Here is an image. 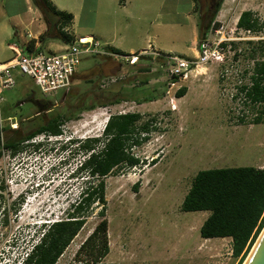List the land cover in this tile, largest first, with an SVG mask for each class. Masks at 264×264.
Segmentation results:
<instances>
[{"label": "rangeland", "instance_id": "374dc122", "mask_svg": "<svg viewBox=\"0 0 264 264\" xmlns=\"http://www.w3.org/2000/svg\"><path fill=\"white\" fill-rule=\"evenodd\" d=\"M48 1L58 11L75 15L74 21L62 27L72 37L91 35L105 50L106 46L137 45L139 51L156 49L188 59L196 55L197 26L210 15L204 0H200L202 6L198 0H127L124 6L118 0H105L108 11L99 15L97 0ZM244 11L264 19V0L222 1L210 27L234 45L224 50L222 62L196 69L172 87L162 71L150 72L154 65L147 59L131 67L121 58L102 55L82 59L67 93L44 94L28 76L16 74L15 86L2 94L1 140L7 138V127L26 135L52 117L59 116L62 123L59 136L42 133L24 143L19 153H2L0 264H23L44 226L66 217L88 180L94 185L104 183L109 253L100 264H241L231 254L230 238L200 237L208 212H182L180 205L199 171L264 170V108L245 104L237 94L238 87L249 84L254 65L264 63V49L256 39L264 37V30L238 29L236 23ZM47 26L32 0H0V64L16 55L9 46L28 43L34 36L38 39ZM66 46L58 38L37 41V50L44 55ZM181 87L186 93L177 98ZM31 99L55 107L47 112ZM126 113L141 116L139 128L147 125L146 133L135 136L146 140L131 144L129 150L139 165L118 167L103 178L75 175L90 154L82 153L79 144L101 139L106 124L102 127V122ZM257 115L261 121L254 125ZM35 145H40L38 150ZM101 208L100 203L91 205L84 226L57 264L73 261L100 221Z\"/></svg>", "mask_w": 264, "mask_h": 264}, {"label": "trees", "instance_id": "16d2710c", "mask_svg": "<svg viewBox=\"0 0 264 264\" xmlns=\"http://www.w3.org/2000/svg\"><path fill=\"white\" fill-rule=\"evenodd\" d=\"M198 1L200 3V0ZM222 1L214 0L211 14L200 20L199 41L211 28L210 25ZM118 2L119 5H123L125 0ZM32 3L48 24L47 30L39 35L38 42H43L46 38H58L66 45L73 43L74 37L62 31V27L71 22V14L58 11L48 0H32ZM51 16L56 20L52 21ZM50 24L53 27L52 31L49 29ZM59 24H61L60 29H58ZM236 26L238 29L255 33L264 30V19L259 21L250 11H244L240 14ZM34 43V40L29 43L28 50ZM260 43L264 49V41L261 40ZM230 44L234 45V43ZM106 50L118 56L123 55L111 47H106ZM185 93L186 88L181 87L175 95L177 98H182ZM237 94L242 96L245 104L260 105L264 108L263 62L254 65L249 84L238 87ZM153 100L155 99L150 101ZM140 119L141 116L137 113L109 116L101 139H87L79 144L78 149L82 153L90 154L75 169L74 174L77 176L86 174L92 179L103 178L118 167L125 166L130 169L138 166L139 160L129 150L131 144L137 146L146 140V137L135 138L141 132H147V125H142L141 128L137 126ZM260 121V116L257 115L252 124H259ZM61 123L59 116L52 117L44 125L26 135H21L18 129L7 127L4 130L7 134L6 140L2 141L0 137V158L4 150L12 155L21 152L22 145L39 134L59 136ZM39 146L35 145L33 148L38 150ZM61 148L64 149L66 146ZM151 162L152 165L156 163L154 160ZM94 202L102 204L98 212L101 219L79 246L73 261L67 264H100L109 253L104 183L99 181L94 185L89 180L83 186L79 199L70 205L66 217L44 226L38 241L25 254L23 264H57L60 256L84 226ZM180 210L208 212V217L199 229L200 237L230 238L231 254L242 264L264 227V170L237 167L199 171L183 198Z\"/></svg>", "mask_w": 264, "mask_h": 264}, {"label": "built area", "instance_id": "2783aa9c", "mask_svg": "<svg viewBox=\"0 0 264 264\" xmlns=\"http://www.w3.org/2000/svg\"><path fill=\"white\" fill-rule=\"evenodd\" d=\"M256 18L259 21L263 20ZM221 35L218 29L211 26L205 37L198 42L196 55L192 59L166 55L153 49L139 51L129 56H118L105 50L93 36L75 38L73 43L67 44L63 51L51 55L40 53L37 50V42L28 50V42L24 46L25 52L16 53L14 58L0 64V108L3 103L2 94L15 86L17 73L28 76L44 94H51L58 90H64V93H67L78 75L79 63L83 58L93 55L113 57L115 60L118 57L131 67H135L140 60H149L154 65L150 72L162 71L171 81L168 86L172 87L177 80H185L189 73L199 67L224 60V50L231 47L230 43H227L231 39ZM88 37L90 39L86 40ZM256 39L264 40V37L258 36Z\"/></svg>", "mask_w": 264, "mask_h": 264}, {"label": "crops", "instance_id": "0c3cea01", "mask_svg": "<svg viewBox=\"0 0 264 264\" xmlns=\"http://www.w3.org/2000/svg\"><path fill=\"white\" fill-rule=\"evenodd\" d=\"M98 2L96 3V10H95V12H96V15H99V12L100 13H105V12H107L108 11V7H106L105 6V0H97ZM126 1L127 0H125V2H124V4L123 5H120V6H124L125 5V3H126ZM191 2H193L194 0H190ZM118 4H119V2H118ZM194 5L192 4L191 5V11H193L194 10ZM36 9V8H35ZM57 9V8H56ZM37 10V9H36ZM39 12V11H38ZM40 13V12H39ZM71 13V12H70ZM41 15V14H40ZM72 15V20H71V22L72 21H74L75 20V15H73V14H71ZM197 29H198V26H197ZM40 34H42V33H39L38 35H40ZM85 36H91V35H85ZM74 37V39L76 38V36H73ZM81 37V36H80ZM34 38H35V43L37 42V37H35L34 36ZM78 38V37H77ZM96 40V39H95ZM97 41V40H96ZM31 42V41H30ZM29 42V43H30ZM99 42V41H98ZM21 43V44H20ZM19 43V45L17 44V46H20L19 48L17 47V46H9L10 47V49H12L13 51H15L16 53H18V51L17 50H21V52H25V49H24V46L27 44V43H22V42H20ZM106 47H111V48H113V49H116V50H118V51H120L121 53L123 52V53H127V54H134V52H139V50H137V49H139V47H137V45H135V46H133V45H129L128 46V48H116V47H112V46H106ZM124 49H127V50H124ZM144 50V49H143ZM143 50H141V51H143ZM153 50H156V49H153ZM124 51H127V52H124ZM156 51H159V50H156ZM20 52V53H21ZM136 52V53H137ZM160 52V51H159ZM125 54H123L122 56H126Z\"/></svg>", "mask_w": 264, "mask_h": 264}, {"label": "water", "instance_id": "95a60500", "mask_svg": "<svg viewBox=\"0 0 264 264\" xmlns=\"http://www.w3.org/2000/svg\"><path fill=\"white\" fill-rule=\"evenodd\" d=\"M243 264H264V227L253 244Z\"/></svg>", "mask_w": 264, "mask_h": 264}, {"label": "flooded vegetation", "instance_id": "af4514ba", "mask_svg": "<svg viewBox=\"0 0 264 264\" xmlns=\"http://www.w3.org/2000/svg\"><path fill=\"white\" fill-rule=\"evenodd\" d=\"M212 2H214V0H204L205 9H206L208 15L211 14V12L213 10ZM65 99H66V96L64 95L62 101ZM31 100L34 102V104L36 105V107L38 109L45 110L47 112H51L53 110V108L55 107V105L52 103H48L45 101H35L33 99H31Z\"/></svg>", "mask_w": 264, "mask_h": 264}, {"label": "bare ground", "instance_id": "6f19581e", "mask_svg": "<svg viewBox=\"0 0 264 264\" xmlns=\"http://www.w3.org/2000/svg\"><path fill=\"white\" fill-rule=\"evenodd\" d=\"M89 39H90L89 37L86 38V40H89ZM203 69H204V68L199 67L197 71H202ZM106 121H107V120L105 119V120L102 122V125H101L102 127H103V125L106 123ZM102 129H103V128H101L100 130H102Z\"/></svg>", "mask_w": 264, "mask_h": 264}, {"label": "clouds", "instance_id": "9594fccd", "mask_svg": "<svg viewBox=\"0 0 264 264\" xmlns=\"http://www.w3.org/2000/svg\"><path fill=\"white\" fill-rule=\"evenodd\" d=\"M82 191V190H81ZM80 194H81V192L79 193V195H78V199H79V197H80Z\"/></svg>", "mask_w": 264, "mask_h": 264}]
</instances>
